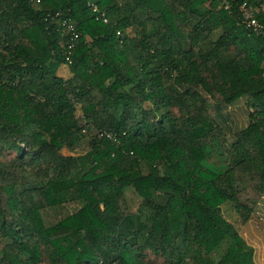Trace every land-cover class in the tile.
I'll list each match as a JSON object with an SVG mask.
<instances>
[{"label":"trees","instance_id":"1","mask_svg":"<svg viewBox=\"0 0 264 264\" xmlns=\"http://www.w3.org/2000/svg\"><path fill=\"white\" fill-rule=\"evenodd\" d=\"M263 196L264 0H0V264H254Z\"/></svg>","mask_w":264,"mask_h":264},{"label":"rangeland","instance_id":"2","mask_svg":"<svg viewBox=\"0 0 264 264\" xmlns=\"http://www.w3.org/2000/svg\"><path fill=\"white\" fill-rule=\"evenodd\" d=\"M59 75L61 77L64 78H68L70 73H69V68L68 67H64L60 72ZM247 107L245 104V101H241L239 104L233 105L231 107H227L225 110H222L221 114L224 116L226 123L224 122V124L229 127L231 130H236L238 128L244 127L247 123H248V113H247ZM77 138L73 139L71 141V143L76 144L77 143ZM72 144V145H73ZM77 145V144H76ZM76 145L74 146V148H71L72 146H70V149H75ZM72 151V150H70ZM69 151V152H70ZM76 153H80V151H75V152H70L68 154H73L75 155ZM15 154L14 153H9V154H4L1 158L4 162L6 161H10L12 159H14ZM128 199L130 202V206L132 207L133 210H136L140 204L139 199L136 197V194L132 191H128ZM228 216L231 217V221L235 224L236 222H238V216L235 212L233 211H229ZM158 262H160V260H157ZM159 264V263H158Z\"/></svg>","mask_w":264,"mask_h":264},{"label":"crops","instance_id":"3","mask_svg":"<svg viewBox=\"0 0 264 264\" xmlns=\"http://www.w3.org/2000/svg\"><path fill=\"white\" fill-rule=\"evenodd\" d=\"M242 239L254 250V264H264V196L255 208L252 219L236 224Z\"/></svg>","mask_w":264,"mask_h":264},{"label":"built area","instance_id":"4","mask_svg":"<svg viewBox=\"0 0 264 264\" xmlns=\"http://www.w3.org/2000/svg\"><path fill=\"white\" fill-rule=\"evenodd\" d=\"M229 4H226V9H229ZM104 16V15H103ZM101 16V17H103ZM244 17H245V24L247 25L248 28H252V30L257 33L258 35L261 34L260 29L262 28L259 23L254 19L253 17V13L250 11L245 10L244 12ZM105 22H107V20L105 19ZM103 136V135H102ZM110 137V136H108Z\"/></svg>","mask_w":264,"mask_h":264}]
</instances>
